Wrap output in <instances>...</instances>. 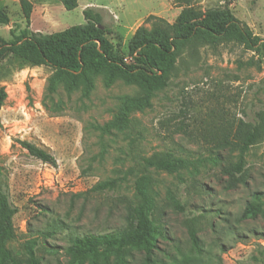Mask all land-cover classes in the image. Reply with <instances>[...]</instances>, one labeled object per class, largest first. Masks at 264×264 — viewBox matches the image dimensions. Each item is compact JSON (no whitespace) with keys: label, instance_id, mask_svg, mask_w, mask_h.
Instances as JSON below:
<instances>
[{"label":"rangeland","instance_id":"rangeland-1","mask_svg":"<svg viewBox=\"0 0 264 264\" xmlns=\"http://www.w3.org/2000/svg\"><path fill=\"white\" fill-rule=\"evenodd\" d=\"M28 1L27 23L20 0H0L9 19L1 38L11 40L9 29L61 32L85 22L83 6H100L112 52L126 64L129 41L140 26L151 28L150 15L174 24L184 12L185 24L217 30L227 8L264 40V0H78L73 10L59 0ZM155 59L163 84L149 106L126 112L124 98L143 90L110 65L73 78L13 56L0 60V185L17 208L5 243L10 264H32L28 249L37 264H264V51L234 32L198 30ZM259 120L258 138L243 149ZM21 141L46 147L56 165L30 156ZM154 158L176 168L149 165ZM140 178L150 199L149 261L141 247L129 248L123 263L113 252L96 253V263L89 252L73 254L75 236L126 225L127 210L140 203Z\"/></svg>","mask_w":264,"mask_h":264},{"label":"trees","instance_id":"trees-1","mask_svg":"<svg viewBox=\"0 0 264 264\" xmlns=\"http://www.w3.org/2000/svg\"><path fill=\"white\" fill-rule=\"evenodd\" d=\"M66 10H73L78 6V0H59ZM26 22L30 20L32 5L28 0H20ZM226 24H221L217 30L197 24H185L184 12H181L174 24L150 15L147 18L151 28L140 26L129 41V55L132 59L126 64L121 58L113 54L112 43L105 36L109 25L105 21L102 11L95 7H85L82 14L85 22L74 25L68 29L50 35L28 34L24 29L18 34L9 29L11 40L0 37V60L6 56H13L24 64L30 66H49L55 73H65L75 78L84 76L88 67L95 69L110 65L116 72L126 80L136 81L143 90V95L137 97H125L122 110L126 112L129 107L142 108L150 105V98L154 89L163 84L164 70L157 67L156 59L164 58L172 54L176 40H188L198 30L214 36H220L234 32L236 38L247 48L255 51H264V40L251 37L238 21L233 18L229 10H224ZM8 16L0 8V24L7 25ZM181 28L175 34L170 29ZM6 94L0 88V106ZM120 119L122 116H120ZM260 121L252 126L251 132L247 134L242 142L243 149L251 145L258 138L261 129ZM20 144L27 153L52 166L56 165L53 154L44 146L29 141H21ZM149 165L158 169L172 171L176 168V162L166 158L147 160ZM235 170L240 171L239 166ZM142 179L137 180L135 191L140 200L137 206H131L127 210L126 225L115 231L104 233H87L75 236L71 240L69 250L74 253L89 252L92 254L91 261L96 263L94 255L98 252L107 254L115 253L123 263V254L129 248L141 247L145 253V260L149 261L153 244L151 242L152 219L150 218V199L147 196ZM98 186L95 189H100ZM176 207L181 208L179 204ZM17 208L11 204L8 196L0 185V264H10L14 258L5 247L8 239L15 235L13 216ZM195 240V239H194ZM28 257L32 264H37L31 249H28Z\"/></svg>","mask_w":264,"mask_h":264},{"label":"crops","instance_id":"crops-1","mask_svg":"<svg viewBox=\"0 0 264 264\" xmlns=\"http://www.w3.org/2000/svg\"><path fill=\"white\" fill-rule=\"evenodd\" d=\"M78 6H79V1H78ZM85 7H88V6H83L82 8H81V10H83ZM91 7H94V6H91ZM98 7H100V6H97V8Z\"/></svg>","mask_w":264,"mask_h":264}]
</instances>
